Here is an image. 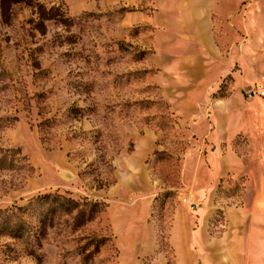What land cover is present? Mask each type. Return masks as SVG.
I'll return each instance as SVG.
<instances>
[{"label":"rangeland","instance_id":"rangeland-1","mask_svg":"<svg viewBox=\"0 0 264 264\" xmlns=\"http://www.w3.org/2000/svg\"><path fill=\"white\" fill-rule=\"evenodd\" d=\"M0 264H264V0H0Z\"/></svg>","mask_w":264,"mask_h":264},{"label":"built area","instance_id":"built-area-1","mask_svg":"<svg viewBox=\"0 0 264 264\" xmlns=\"http://www.w3.org/2000/svg\"><path fill=\"white\" fill-rule=\"evenodd\" d=\"M184 201L186 202L187 200H186V199H184Z\"/></svg>","mask_w":264,"mask_h":264}]
</instances>
